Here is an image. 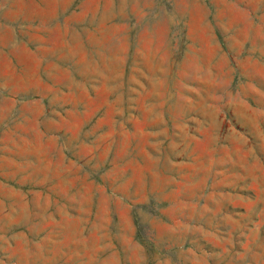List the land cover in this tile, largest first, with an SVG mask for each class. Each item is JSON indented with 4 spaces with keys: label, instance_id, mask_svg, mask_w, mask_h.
<instances>
[{
    "label": "rangeland",
    "instance_id": "rangeland-1",
    "mask_svg": "<svg viewBox=\"0 0 264 264\" xmlns=\"http://www.w3.org/2000/svg\"><path fill=\"white\" fill-rule=\"evenodd\" d=\"M0 264H264V0H0Z\"/></svg>",
    "mask_w": 264,
    "mask_h": 264
}]
</instances>
